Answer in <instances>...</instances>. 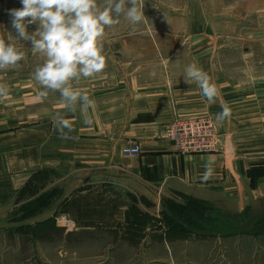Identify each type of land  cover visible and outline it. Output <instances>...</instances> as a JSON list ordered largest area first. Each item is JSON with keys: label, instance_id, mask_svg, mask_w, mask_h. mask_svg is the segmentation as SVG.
Returning <instances> with one entry per match:
<instances>
[{"label": "crops", "instance_id": "1", "mask_svg": "<svg viewBox=\"0 0 264 264\" xmlns=\"http://www.w3.org/2000/svg\"><path fill=\"white\" fill-rule=\"evenodd\" d=\"M221 52L202 51L209 61L198 64L219 89L211 104L195 82H184L186 67L167 71L166 79L131 77L88 92L97 106L91 126L83 123L79 107L68 112L60 100L48 98L47 108L26 119L17 111L21 101L0 103V214L46 191L63 192L44 214L71 232L131 227V249L138 252L131 264H264L263 231L248 233L237 223L207 235L153 224L162 200L203 201L239 216L249 208L257 212L254 205L264 202V54L255 64L236 65L219 61ZM0 83L9 87L2 75ZM14 85L23 88L22 82ZM225 102L232 115L220 123L215 151L182 154L165 137L174 118L215 117ZM57 113L72 121L74 139L60 137L53 123ZM136 143L138 154L122 151ZM209 157L214 176L202 182Z\"/></svg>", "mask_w": 264, "mask_h": 264}, {"label": "rangeland", "instance_id": "2", "mask_svg": "<svg viewBox=\"0 0 264 264\" xmlns=\"http://www.w3.org/2000/svg\"><path fill=\"white\" fill-rule=\"evenodd\" d=\"M143 3L145 23L133 27L121 17L118 25L106 29L103 40L106 68L94 78L82 79L80 88L90 92L112 83H128L131 77L137 81L166 79L167 71L177 74L178 68L209 61L208 55H201L202 51L221 50L217 59L236 65L255 64L261 53L264 54V0H143ZM21 7L20 0L19 3L0 0V37L7 40L9 32L15 36L8 12ZM36 27L29 25L28 31L33 32ZM20 45L25 59L19 67L0 71V75L9 82V104L16 99L21 101L18 105H23V109L17 111L26 119L39 107L47 108L48 98L58 103L60 96L50 92L43 102L36 100L40 87L32 79V73L41 60L33 55L30 42L20 41ZM228 50L231 53H224ZM241 50L244 53H238ZM15 82H22L23 88L15 89ZM217 123L219 138L220 122ZM48 193L0 214V264H131L138 261V252L131 249V227L114 232H71L58 225L50 214H44L63 196V192ZM181 202L162 200L157 205L158 217L153 224H174L164 208L176 216L177 205L192 203L187 198ZM201 202L202 206L193 209L194 217L188 206L189 215L179 219L206 232L227 230L237 223L244 225L248 233L264 232V202L254 205L259 209L257 212L249 208L242 216Z\"/></svg>", "mask_w": 264, "mask_h": 264}, {"label": "clouds", "instance_id": "3", "mask_svg": "<svg viewBox=\"0 0 264 264\" xmlns=\"http://www.w3.org/2000/svg\"><path fill=\"white\" fill-rule=\"evenodd\" d=\"M20 9H10L11 28L7 40L0 37V71L14 69L25 59L20 41L30 42L38 63L32 79L40 86L36 100L43 102L49 93H59L61 106L68 112L79 111L86 126L94 123L96 101L79 87L82 79L94 78L106 68L103 40L106 29H112L123 17L135 27L146 22L143 0H20ZM29 25L36 30L28 31ZM184 82H195L208 103L216 102L219 89L210 75L192 63L186 66ZM10 99V88L0 83V103ZM215 119L223 123L232 115L227 102ZM91 110V111H89ZM54 126L63 139H74L71 120L57 113ZM215 160L204 164L202 182L214 176Z\"/></svg>", "mask_w": 264, "mask_h": 264}, {"label": "built area", "instance_id": "4", "mask_svg": "<svg viewBox=\"0 0 264 264\" xmlns=\"http://www.w3.org/2000/svg\"><path fill=\"white\" fill-rule=\"evenodd\" d=\"M218 123L213 116L176 117L165 128V137L174 145L179 153H209L218 146ZM124 153L136 155L140 152L138 143L124 147ZM66 227L70 223L63 217Z\"/></svg>", "mask_w": 264, "mask_h": 264}, {"label": "trees", "instance_id": "5", "mask_svg": "<svg viewBox=\"0 0 264 264\" xmlns=\"http://www.w3.org/2000/svg\"><path fill=\"white\" fill-rule=\"evenodd\" d=\"M42 198V197H41ZM173 202V201H171ZM175 202V201H174ZM190 202H192L191 204H188V205H177L176 209H174V211L176 212V216H174L173 214L171 213H168L170 212L168 209L169 208H164L165 209V212L167 213L166 216H168L169 220L170 219H173V223L179 227H181L183 230H185V232H191L193 230H196V231H200V233L202 234H211V233H214V232H206V231H203V230H198V229H195L193 225H190L188 222L186 223L184 220L186 219V216L189 215V210H188V206H191L190 207V210H191V213H192V216L194 217L193 214H195L194 210L196 208V206H202V202L200 201H197V200H190ZM189 202V203H190ZM193 204V205H192ZM197 204V205H196ZM201 204V205H200ZM198 210V209H197ZM180 218H185L184 220L182 219H179Z\"/></svg>", "mask_w": 264, "mask_h": 264}]
</instances>
